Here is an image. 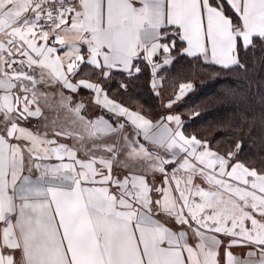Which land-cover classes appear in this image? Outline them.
Returning <instances> with one entry per match:
<instances>
[{
	"label": "snow or ice",
	"instance_id": "snow-or-ice-1",
	"mask_svg": "<svg viewBox=\"0 0 264 264\" xmlns=\"http://www.w3.org/2000/svg\"><path fill=\"white\" fill-rule=\"evenodd\" d=\"M185 57L234 81L215 146L110 97ZM262 69L264 0H0V264H264Z\"/></svg>",
	"mask_w": 264,
	"mask_h": 264
},
{
	"label": "trees",
	"instance_id": "trees-1",
	"mask_svg": "<svg viewBox=\"0 0 264 264\" xmlns=\"http://www.w3.org/2000/svg\"><path fill=\"white\" fill-rule=\"evenodd\" d=\"M216 72H220V69L216 66L201 65L194 62L192 58L185 57L179 59L174 66L161 73V75H166L168 79L164 81V86L160 88L159 97L154 95L150 89L147 75L141 77L137 86L127 93L119 88L117 81H112L109 94L111 98L123 103L132 110L142 111L144 114L158 119L160 115L166 114V110H170L164 107L161 91L170 99H174L173 79L177 88L179 83L190 81L194 85L193 91L182 99L177 110V113L185 117V134H196L198 138H207L215 146L217 140L223 141L229 135L227 130H217L216 125L231 111L229 107L218 104L217 98L223 95V89L227 85L234 83L227 74L214 76L213 74ZM261 77H264V69L258 70L256 78ZM81 93L83 96L89 94L88 91L83 89ZM194 112L200 114L190 119L191 114Z\"/></svg>",
	"mask_w": 264,
	"mask_h": 264
},
{
	"label": "crops",
	"instance_id": "crops-1",
	"mask_svg": "<svg viewBox=\"0 0 264 264\" xmlns=\"http://www.w3.org/2000/svg\"><path fill=\"white\" fill-rule=\"evenodd\" d=\"M82 90V89H81ZM81 90L79 92V94H72L74 96V100H83V102L85 103L86 105V110L84 111V114L86 116H88L89 118H92V117H95L97 115H100L102 112L101 110L98 108V106L94 105L93 101H92V96H93V93H91L90 91L86 90L89 92V94L87 96H83V94L81 93ZM85 90V89H83ZM89 98V100L87 99ZM166 103L168 102L167 100H165ZM165 105V103H163ZM92 108H95L93 111H92ZM46 115H51L50 113H47L46 111ZM64 116V113L61 112V118H63ZM183 121V120H182ZM43 131V129H41ZM48 132H49V136L51 138V129H48ZM59 142L61 143H67L69 146H76V147H79L78 145H76L75 141L72 140V139H63V138H57ZM78 157L81 158V159H85L86 157L83 155L82 152H78ZM236 251L238 254L240 253L241 250H234Z\"/></svg>",
	"mask_w": 264,
	"mask_h": 264
},
{
	"label": "rangeland",
	"instance_id": "rangeland-1",
	"mask_svg": "<svg viewBox=\"0 0 264 264\" xmlns=\"http://www.w3.org/2000/svg\"><path fill=\"white\" fill-rule=\"evenodd\" d=\"M161 96H162V101H163V103H165V104H166V101H165V100H167V101L172 100V99H170L167 95H165V94L163 93V91H161ZM86 99H87V98H86ZM87 100H89V98H88ZM181 102H182V100L179 101L178 103L174 104L173 107H172L169 111L166 110V111H167L166 114L169 113V112L177 113L178 107H179V105L181 104ZM94 109H95V108H92V111H93ZM181 119L184 121V120H185V117L181 116ZM197 183H201V181H200V180H197Z\"/></svg>",
	"mask_w": 264,
	"mask_h": 264
}]
</instances>
